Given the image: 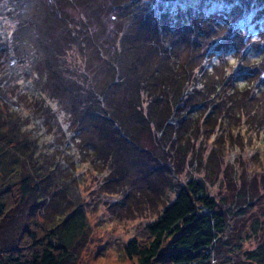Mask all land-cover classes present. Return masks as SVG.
<instances>
[{
  "label": "rangeland",
  "instance_id": "1",
  "mask_svg": "<svg viewBox=\"0 0 264 264\" xmlns=\"http://www.w3.org/2000/svg\"><path fill=\"white\" fill-rule=\"evenodd\" d=\"M52 3L58 13L51 9ZM8 8L5 0H0V31L13 32L14 38L19 35L23 40L16 41L13 59L0 62V132L6 130L2 124L18 121L20 133L27 132L32 141L36 138L41 160L56 147L50 150L52 136L32 122L35 115L43 112L34 113L36 109L29 102L33 88L48 92L57 76L44 77L41 85L28 87L36 74H43V69L50 71L46 54L60 77L68 81L69 89L60 94L66 105L81 104L84 96H76L75 90L86 86L89 91L85 95H93L92 86L95 92L103 93L115 79L119 56L125 64L137 57L136 53L143 57L142 62L157 61L167 47L165 41H175L174 50L181 62L194 58L192 65L200 63L208 74L218 75L223 86L212 87V92L218 94L209 102L199 94L181 103L179 123H167L165 116V125L171 132L162 140L173 146L162 149L158 142L153 143L156 149L152 154L165 150L173 156L169 157L173 162L180 156L181 172L177 176L182 181L201 179L221 204L225 202L229 236L214 248L217 259L213 264H223L222 259H231L229 264H245L240 255L257 246L264 227V59L260 62L264 58V0H28L25 19L29 21L24 27H19L10 14L4 15ZM243 21L246 28L242 29ZM123 66L124 80L107 89L106 96L123 107L130 102L129 113L135 119L140 115L135 104L145 97L135 76L126 74L134 70ZM236 73L243 77L239 85L232 80ZM237 86L243 89L240 94L246 100L230 102L234 97L228 99L225 90ZM1 99L7 103H1ZM175 112L173 109V116ZM47 120L52 124L51 118ZM42 123L49 127L46 120ZM142 123L148 124L146 120ZM146 129L151 136V130ZM146 129L135 134L146 137ZM61 150L62 147L57 153ZM13 151L12 146L0 143V191L22 171L19 165L13 168ZM123 152L126 161H120L122 178V173L115 176L102 169L104 166L95 169L90 162L82 163L75 171L77 177L70 193L83 203L89 221V234L78 264H131L126 244L132 238H146L145 225L158 217L161 198L170 190L169 186L164 190L154 185L148 172L151 156L145 151L127 147ZM4 173L7 176L2 178ZM120 181L130 182L132 192L128 197L126 191H104L119 187ZM68 199L65 196L64 200ZM51 206L44 201L33 212L39 219L49 220Z\"/></svg>",
  "mask_w": 264,
  "mask_h": 264
},
{
  "label": "trees",
  "instance_id": "2",
  "mask_svg": "<svg viewBox=\"0 0 264 264\" xmlns=\"http://www.w3.org/2000/svg\"><path fill=\"white\" fill-rule=\"evenodd\" d=\"M5 3L9 8L4 15H11L19 27H24L29 21L28 18L25 19L28 0H5ZM50 7L54 13H58V8L53 3ZM201 12L204 13V10ZM221 24L225 25L222 21ZM241 26L242 29L246 28L245 21ZM7 32L0 31V62L4 58L13 59L18 46L16 41L23 40L22 36L16 35L17 38H14L13 32ZM199 32L202 34L201 30ZM165 44L170 50L165 47L163 54L155 62H142L143 57L136 53L137 57L133 56L125 64L120 62L119 56L120 66L116 64L115 79L106 86L103 93L95 92L92 86L93 95L91 92L85 95L89 91L86 86V89L75 90L76 96H84V101L70 105H66L60 95L63 90L69 89L68 81L60 77L46 54L50 71L47 73L43 69L46 76L36 74L30 79L28 88L31 89L35 83L41 85L40 80L44 77L51 79V75L57 76V80L52 81L53 83L50 80L53 85L48 88V92L43 88H33L29 103L36 109L34 113L45 114L35 115L32 122L43 127L52 136L50 150L54 146L56 148L52 153L46 154L43 161L37 153L36 138L32 141L27 137V132L20 133L18 121L1 125L6 130L0 132V143L12 146L15 154L13 168L19 165L22 171L9 186L0 191V264H78V257L89 234V221L83 203H78L77 197L74 199L70 193V187L75 184L77 177L75 171L82 163L90 162L95 169L99 165L104 166L102 169H106L108 173L113 172V175L115 173V176L122 173V178L124 172L120 161L122 159L125 164L123 149L127 147L145 151L151 156L148 172L151 173L154 185L157 184L164 190L169 186L170 189L161 198L158 217L145 225L146 238H132L126 244L125 250L132 260L131 264H213L217 259L214 248L226 242L229 236V217L223 205L225 202L222 201L221 204L201 179L191 177L182 181L177 176L181 172L178 171L182 160L180 156L173 162V156L170 157L171 154L165 150L155 151L154 154L152 151L156 149L153 145L156 142L163 146L162 149L168 145L173 146V143L162 140L170 131L165 125V116L167 123L181 122V115L178 113L181 103L196 99L199 94H204V100L209 102L211 97L218 94V91L212 92V89H221L223 85L219 83L218 75L208 74L207 68L200 66V63L192 65L194 58L186 63L181 62L174 50L175 41H165ZM123 65L134 70L127 71L126 74L135 76L134 80L145 97V105L143 102L135 104V109H139L140 113H136L135 119L129 113L130 102L123 107L106 96L107 89L112 88L115 82L124 80L121 72L125 68ZM242 79L241 73H236L232 78L237 85ZM256 88L259 90V85ZM231 89L225 90L228 99L234 97L230 102L244 97L240 94L243 90L240 86ZM3 100L1 99V103ZM173 109L177 111L175 116ZM50 118L52 124L51 120H47ZM44 120L49 123V127L42 123ZM145 120L148 124L142 123ZM11 127H14L12 132ZM146 128L151 130V136H148ZM142 129H146L144 136L147 138L135 134H140ZM60 147L62 150L57 153ZM3 175L2 178L7 173ZM167 176H174V179L169 180ZM104 191L111 194L126 191L125 196L128 197L132 189L130 182L120 181L119 187ZM65 196L70 199L64 200ZM44 201L52 205L49 220L45 217L39 219L38 214L33 212ZM258 236L257 246L240 255L245 264H264V227ZM230 261L231 259H222L223 264H229Z\"/></svg>",
  "mask_w": 264,
  "mask_h": 264
}]
</instances>
